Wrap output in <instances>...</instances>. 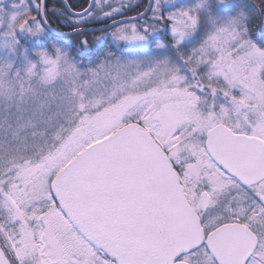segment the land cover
<instances>
[{
    "label": "snow or ice",
    "instance_id": "obj_1",
    "mask_svg": "<svg viewBox=\"0 0 264 264\" xmlns=\"http://www.w3.org/2000/svg\"><path fill=\"white\" fill-rule=\"evenodd\" d=\"M139 8L0 0V264H264V0Z\"/></svg>",
    "mask_w": 264,
    "mask_h": 264
},
{
    "label": "flooded vegetation",
    "instance_id": "obj_2",
    "mask_svg": "<svg viewBox=\"0 0 264 264\" xmlns=\"http://www.w3.org/2000/svg\"><path fill=\"white\" fill-rule=\"evenodd\" d=\"M52 2H54V3H59L60 2V0H52ZM71 2L73 3V4H77V5H79V4H81L82 2H83V0H71ZM124 2L126 3V4H128L130 7L131 6H134V5H136V4H139L140 5V8L139 9H142L141 11H143V9H144V7L145 6H147V4H148V0H124ZM79 10V9H78ZM133 15H136V14H133ZM126 16H131V15H126ZM110 22V21H109ZM108 22V23H109ZM91 25H95V23L94 24H91Z\"/></svg>",
    "mask_w": 264,
    "mask_h": 264
},
{
    "label": "water",
    "instance_id": "obj_3",
    "mask_svg": "<svg viewBox=\"0 0 264 264\" xmlns=\"http://www.w3.org/2000/svg\"><path fill=\"white\" fill-rule=\"evenodd\" d=\"M132 16H135V15H132ZM132 16H126V18H130ZM109 24H110V22H109ZM90 27L99 29V28L105 27V24H95V25H90Z\"/></svg>",
    "mask_w": 264,
    "mask_h": 264
},
{
    "label": "trees",
    "instance_id": "obj_4",
    "mask_svg": "<svg viewBox=\"0 0 264 264\" xmlns=\"http://www.w3.org/2000/svg\"><path fill=\"white\" fill-rule=\"evenodd\" d=\"M138 10L141 11L142 9H138ZM133 14H136V10H132V11H129V12L126 13V15H133ZM95 24H104V23H95ZM97 35H99V33H97Z\"/></svg>",
    "mask_w": 264,
    "mask_h": 264
}]
</instances>
